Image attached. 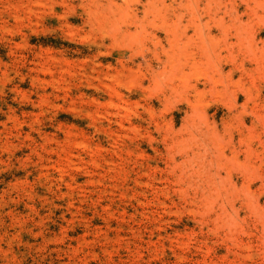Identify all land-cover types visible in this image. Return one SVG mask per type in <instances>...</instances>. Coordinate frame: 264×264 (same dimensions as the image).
Here are the masks:
<instances>
[{"label":"rangeland","instance_id":"rangeland-1","mask_svg":"<svg viewBox=\"0 0 264 264\" xmlns=\"http://www.w3.org/2000/svg\"><path fill=\"white\" fill-rule=\"evenodd\" d=\"M0 264H264V0H0Z\"/></svg>","mask_w":264,"mask_h":264}]
</instances>
